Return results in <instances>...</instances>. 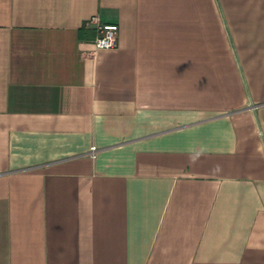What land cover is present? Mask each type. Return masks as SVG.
<instances>
[{"label":"crops","instance_id":"crops-1","mask_svg":"<svg viewBox=\"0 0 264 264\" xmlns=\"http://www.w3.org/2000/svg\"><path fill=\"white\" fill-rule=\"evenodd\" d=\"M0 264H264V0H0Z\"/></svg>","mask_w":264,"mask_h":264},{"label":"built area","instance_id":"built-area-1","mask_svg":"<svg viewBox=\"0 0 264 264\" xmlns=\"http://www.w3.org/2000/svg\"><path fill=\"white\" fill-rule=\"evenodd\" d=\"M86 25H93L98 34L94 40L97 49H112L117 46L119 25L116 23H103L97 16L87 20ZM97 151L95 145L91 146L90 153L94 157Z\"/></svg>","mask_w":264,"mask_h":264}]
</instances>
